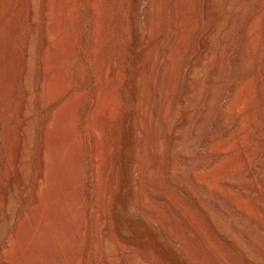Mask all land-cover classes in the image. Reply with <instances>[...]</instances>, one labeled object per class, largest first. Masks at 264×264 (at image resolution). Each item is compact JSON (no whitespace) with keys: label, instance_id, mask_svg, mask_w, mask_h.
<instances>
[{"label":"rangeland","instance_id":"obj_1","mask_svg":"<svg viewBox=\"0 0 264 264\" xmlns=\"http://www.w3.org/2000/svg\"><path fill=\"white\" fill-rule=\"evenodd\" d=\"M7 1L9 2V0H2V4L0 1V7L5 8V6L7 5ZM58 1L59 2L56 3V0H38L37 3L36 0V4L34 7V13H35L34 15L35 20L33 21L34 27H32L33 31L30 30V23L26 16L27 15L26 10L23 12L21 19L19 21L16 20V11L19 6L20 0H13L10 11V13L12 12V14H8V11L3 12V14L5 15H3V19L0 20V86L1 83L5 85L4 83H6L5 81L8 78L7 80L8 82L6 84L8 86V90L6 95H4L5 92L3 93L1 91L2 90L1 88L3 86L0 87V187L4 183H6L5 184L6 189L8 190V192L14 194L16 198V202H17L16 212H20L21 210H23L21 219L19 220V224L17 225L18 227L16 232L13 235H11L9 238H7V240L9 239L7 241L9 247L7 248V250H5V252L3 251L1 254V258L3 259V261L7 263L9 262L8 264H84L82 259L89 239V230H88L89 220L87 219L85 213V209L87 207V200L85 199V193H84V181L90 177L89 175V169L91 165L90 152L93 148V143L86 138H89L88 134L90 133L91 127L92 128L95 127V129L97 130L99 143H100V148L97 154L99 182L93 181L91 189L93 191L95 198L96 197L100 198L103 195L104 196L103 198L105 199L104 202L98 204V209H99L98 215L99 218L103 221V223H105L104 225L106 227H110V224L113 221L110 218H108L109 205L110 203L113 202L117 204L116 207L117 209L114 213L115 219L118 224V228H116L117 237L119 241L120 240L131 241L136 245V249H137L136 252L138 253L139 258L140 259L142 258L141 260H139V264H191L190 263L191 261L188 260L190 259L188 258L189 257L188 255H192V256L194 255L195 257H198L202 261V262L200 261L201 264H216V263L218 264L213 253L211 251H207L203 247L204 244L202 242L203 240L201 239L202 235L204 236V238H206L204 240L207 239L209 240V242L208 240L207 242L211 246H213L212 247L214 249L213 251L215 252L217 251L216 253L218 255H221L220 257H223L222 259L224 260V262H226V264L227 263L248 264L245 256L243 257L244 255L243 251H241L243 253L242 254L240 250L238 251L237 249L231 247L230 245H226L227 243L219 240L217 236L213 233V230L209 226L210 224L208 222L209 215H211L212 217L218 220H221L226 227L228 226L227 228L232 226L235 227V228H229V232L230 233L233 232L231 233V235H233L237 241L241 242V243L239 242L240 245L242 246L244 245L243 246L244 251H246L247 253L249 252L248 254L250 255L252 254L251 257L252 259H254L253 261L255 264H264V248H263L264 230L262 231L260 229V225L264 226V188L259 186L258 193L254 197L248 196L247 195L248 193L247 194L243 193L242 192L243 190H241V189H247L249 184H251L252 182L247 178L246 180L244 177V173L247 169L248 162L250 160H254L260 154V152L264 150L263 140H262L263 142L262 141L255 142L251 140V136H252L251 134H253L255 129L260 128L264 122V119L261 118L259 119L258 117L260 113L259 111L261 110L262 106H264V100L260 104L256 102L257 93H258L257 85L260 77L259 75L260 70L258 69L262 61H264V4H261L260 3L261 1L257 3L256 0L255 1L237 0V5L236 4L234 5L235 7L239 6V4L247 5L249 7L246 8V6H244L246 8V9L243 8L245 10V13L243 12L244 15L240 16L239 21H237L234 24V31L231 33V35L228 37L225 43V47L223 51L224 53L219 54L222 55L219 56L220 58L219 60H221L219 61V63H221L220 66H222L221 69H226V68L228 69V67L230 68V64H229L230 62L227 57L228 54L226 53L229 52L228 47H230L231 45L232 47L230 48L235 50L234 48L238 44L237 40H239V37L235 38V36H238L236 35V32L237 29L239 28V25H241L244 22V20H246L245 18L249 14L253 13L254 11L255 12L257 11V17L259 15V18H257L258 20L256 25H258V28L255 25L256 31L254 30L252 33V37H253L252 40L253 42H255V44L253 43L254 44L253 46L255 47H253L251 52L253 50L254 52L250 53V56H248L247 53H243V55L241 53V56L239 57V61L236 65L237 72L239 73L241 71L239 75L241 77H245L244 83L247 81V83L244 84L247 87L246 86L242 87L243 90H241V96H240L241 99L240 98L232 99L230 97H227L228 88L231 83L230 77L226 76L223 78L221 77L222 74L218 75L219 73L217 74V72H215L213 73V76L214 77L220 76L222 81L220 79L218 80L219 82H215V83L212 82L206 83L204 81L206 76L210 75V72H208L207 67L210 63H212L215 60L217 50L220 45V41H218L219 40V35L217 30L219 29L218 26L221 25L222 21L231 20V16L234 13V6L229 9L226 8L227 5L225 4L229 0L228 1L216 0L217 12L213 15L212 19H209V21H203L202 19L203 18L202 15L204 11V8H202L203 0H192V1L189 0L190 1L189 6L187 7L185 5V1L187 0H175V1L172 0L171 2L169 0H164L163 2L166 4V8L164 9V12L162 14V21L160 24V29L158 31V36L154 41H152V43H150L149 50L145 54L144 59L140 63L135 62L136 61L134 56L135 54L133 51H130L131 50L129 46L130 41L129 40L125 42L120 41L118 36H116L115 30L111 25V21H107L104 28L103 39L101 40L103 42L102 43L103 50L107 52L111 58H116L121 48H124L125 50H129V52H127L128 53L127 57L125 58L126 60L123 64L125 81L123 82L122 85L115 88L116 92H114L115 89H113L114 91H111V94L110 93L103 94L101 98L102 101L100 100L95 111L91 113L89 117V121L86 124V128H85L84 126L81 125L82 115L86 110V108L88 107V105L91 103L92 99L94 98V95L97 91V87L100 84V82L96 79L94 65L92 64L93 60L88 58L87 55L88 50L85 45L88 38V31L90 28L89 27L90 24L87 18L86 5L84 3L85 0H70L71 2L70 1L66 2L67 0L66 1L64 0L62 2H60V0ZM245 2H248L249 4H246ZM57 4L61 6H58ZM28 6H30L29 2L26 4L27 8ZM70 7L75 8V10H72V8ZM68 9L72 11H69ZM57 12L58 13L61 12V13L58 14ZM72 12L74 13L72 14ZM67 14L69 15L71 14L72 16L71 19L73 20H71L70 16H68ZM104 14L105 16H107L108 12L106 11ZM65 15L67 17H65ZM43 18L45 19L43 20ZM124 18L126 19V21L128 20L127 22H130L131 20L133 21L132 14L129 12L126 14ZM51 19H53V21L55 22L57 21L56 23L58 26L60 25L59 28L61 33H59L58 36L53 38L51 42L52 47H50L51 49H49V51L47 52L48 55H45V60L46 59L53 60L52 56H54V51L52 50V48L58 43L61 44L62 39L66 41L69 34L71 35L73 33L72 34L73 40L74 42L77 41L79 47L78 58L80 59L82 58L83 63L85 65V67L82 70L89 71V73L92 76L89 84L84 89L80 88L81 81L84 80L85 78L84 73L82 71H80V76L78 77H73L71 74L69 75L68 73L64 78L63 77L60 78L57 70H53L51 73L52 75L49 74L48 77H46L44 83L45 86L43 93L44 95L43 98L45 97L44 100L49 98L48 94L50 93H52L50 95L51 98L55 90L59 92L60 89L62 90L67 87H70L74 95L77 96L75 102H72L73 104H70L71 102L68 103L71 105L70 109L72 110H70L71 111L70 118L67 126L69 134L71 135L70 149L71 152L73 151V153H71L73 156L71 154L70 155L73 158H75L74 156L76 154L77 157L75 158L77 161L76 172L72 171L73 170L72 169L73 164H71V162H73L71 161L72 158L71 160L69 159V161L66 162L64 160L65 159L64 155L62 154L60 156V153L58 151L59 149L54 148L56 147V144L54 143L53 146V142H55L54 134L51 132L53 131V129L51 131L50 129L47 130V132L49 131L51 133L48 132L49 133V135L47 133L48 137L45 136V138L47 137L45 139L46 142H43V140H41L40 137L41 135L40 131L42 129L41 127L42 121L44 120L46 115L50 113L51 108L49 106L44 107L41 110L36 108L37 93L35 91L34 86L39 75L38 60H40L41 57L40 54L38 53H40V49H41L40 46L42 45L43 38L45 35L44 32L46 31L44 25L47 20H51ZM66 19L70 20L71 23H69L70 21H67ZM174 22L176 24L173 27L172 25ZM126 28L127 30H129L128 24ZM209 28H213L214 34L212 35L213 37H211L210 42L208 44L209 52H207L205 57H203L204 59L203 58L200 59L196 64V68L194 72L195 76H193L192 79L195 80L197 78L199 80L198 81L197 79L195 80L196 85L192 84L194 86V92H195L194 102L189 106V109L187 111V117H188L187 125L181 131L178 145L175 146V148L177 149L174 151L177 152L178 156L176 152L173 151L175 153V154L173 153V156L175 155V157L177 156L178 158L177 159L178 161L177 160L175 161H177L178 163L176 164V166L179 169L180 184L185 193L178 192L176 189H174L173 186L169 184V188L170 186L171 188L170 189L168 188V193H166V195L172 197L171 199L174 203L173 205H175L177 211H173V209L165 201L159 203H154L152 201H149L151 199L146 195L147 197L145 196L146 197L145 199L149 201L147 203L151 206L152 210L156 214L155 219L149 220V218L143 215L144 213L140 205L138 204L139 197L137 196L138 193L140 194V190H141V181L143 176L140 174H142L141 170L144 162L140 159L141 158L140 152L138 153L139 150L137 149L138 146L136 144L137 139L134 138H136V136H138L140 133L138 132L136 136L134 135L133 140L131 139L129 141L126 149L124 150L125 153L123 152V150L121 151V147L123 143L122 136H124L125 134L124 132L125 129L123 124L125 122L126 119L125 117L127 113L131 112L130 114L134 116L133 119L135 118L134 119L135 121L133 120V123L135 122L134 124L137 123L139 125V121L137 122L138 118L136 117L137 107L135 106H131L132 108L130 107L134 95H139L138 88L134 87L135 86L134 78L136 77L138 72L140 73V75L142 74V76L148 75L151 71L152 65L155 60L153 58L154 57L157 58V56L159 57L160 55V46L161 44L165 43L164 40L168 41L177 32L181 34L182 37L180 39L175 54L169 56V58L166 57L165 59L167 60L166 61L167 63L165 62L167 64L166 68L167 69L171 68L173 70L175 69L174 72L176 73L177 81L175 83L173 92L171 94V98L167 100L170 103H166L167 104L166 106L164 105L165 109L161 115V117H163V114L167 112L166 113L167 115L164 114L166 115L164 116L166 119L164 118L162 119L160 117L162 119L160 120L163 122L165 120L167 122L171 114L173 115L175 113L176 116L179 115L178 113L180 112L176 113L178 111L177 108H179V110L183 108V100L181 98V95L183 89H185V87L187 86V80L184 75V72L187 69L190 60L192 58L194 59L195 57H197L199 40L204 34V32ZM32 34H33V36H31L32 37L31 41L33 45L32 52H34V55L32 53L33 61H31L30 64L32 65H30L29 67L31 80H32V84L29 87L32 93L30 95V103H29L30 105L28 107V114H29L28 117L31 120L30 121L28 119V124L29 126H31L30 131L28 133L29 138H27L28 140L27 144L29 146L26 144L25 152L26 151L27 152L26 153L24 152L25 155L23 154L22 156L23 162L21 163V165L15 167L14 164L16 158L15 148L19 138L18 116H19V110H20L21 98H22V87L24 86L23 83L21 86L17 84L16 76L23 70V67L25 66L26 63L25 47L27 46V43L25 41H27L26 39ZM235 41L237 42H236V46L234 47ZM20 47L21 48L23 47V49H21ZM158 49L159 52H157L158 53L157 55L155 51H158ZM211 55H213L214 57ZM17 58L19 59L21 58L22 60L21 59L17 60ZM18 61H20L19 66H18ZM50 63H52V61H50ZM4 77H6V79H4ZM1 78L4 79L5 81L2 80ZM60 85L62 88L60 87ZM7 86L5 87V90L7 89ZM57 87H59L58 88L59 90L57 89ZM211 91L214 94V97H212V99H210L207 102L206 94ZM148 96H150L148 97V102L151 103V104L149 103L150 106L153 109H157L158 106L155 103L157 102L156 95L154 93H149ZM178 101H180L181 103ZM205 101L207 102V104ZM173 102L179 103V105H181L182 107L178 105L176 111L175 108L173 107L174 106ZM106 103L109 105H107ZM203 104L205 106L207 105L206 107L210 112L209 115L211 116V120H214L215 117H217V115H221V116L223 115L222 116L223 121L220 124L217 133L213 135V138L210 141L211 144H209L206 147H204L202 141L205 140L207 136L212 135L213 133L206 132L205 128L201 129V133L199 134V138H198L199 141L197 140L198 145L196 144L197 146L194 147L193 149L192 125L195 119L199 116V114L202 113L203 111L202 109L205 108ZM232 107H235V109L240 111L238 121H235L232 117V112H231ZM171 110H173L174 113ZM107 111L109 116L107 115L105 118L104 113ZM252 119H253V123H252ZM161 121H159V123ZM163 122H161V125L160 124L159 125L160 126L163 125L166 127L167 123L166 122L163 123ZM250 123L251 125H249ZM237 125L240 127V131L238 133L237 132L234 133L233 131L235 130V127ZM163 126L162 128L165 129ZM52 127L53 126L49 128ZM224 131L228 132L229 136L225 135ZM143 133L141 132L140 137H142L143 139L145 137L144 140L147 146L146 149L148 150L149 134L146 133L143 134ZM51 136H53V138H51ZM159 141L160 143L158 142L159 144L157 143L156 146L157 149L155 148L156 154H158V157H160V161H161L159 165L161 171L160 169L159 171L160 173L162 172L161 175H164L163 178L167 180L168 172H165L167 171V169H165L166 168L165 165L167 164V161H169L170 159V153H169L170 151L168 150L169 145L167 144L168 139L167 137L164 138L162 137V140L160 139ZM241 141L242 143L245 142V144H243L244 146L232 150L224 158H218L219 160L217 161V154L215 153L220 152L221 149H224V151H226L229 146H232L234 143L235 144L241 143ZM42 143L44 144L46 143L45 156L47 158L45 157L46 166H44L45 168L43 167L44 171L46 172L43 171L39 158L40 146ZM74 150L76 151L74 152ZM78 159H80V161ZM122 159H124V162H126L125 167L128 169L127 170L124 167L126 173L123 169H122L123 171L121 170V168L123 167V165L120 163ZM211 159H215V164L213 166V169L212 168L206 169L204 168V165L202 168V164H204L207 160H211ZM151 160H153V157L151 155H148L146 161L149 162ZM193 161H198V163L201 164L199 165L200 168H198L199 167L198 166L195 169L193 168L192 170H189L190 168L189 165ZM53 163L56 164L53 165ZM60 167L61 169H59ZM5 170H9L10 177L13 176V178L5 180L4 177ZM38 172L40 173L44 172L45 177L43 173V177L37 180V178L39 177L38 175L40 174ZM74 174H76L78 180L75 183H73L72 188L76 190L78 188L80 201H78L77 205L72 210L71 208H69L68 203L66 202V194H67L66 192H68L69 189L63 187V185L66 178L71 177V175ZM37 182H38V186L40 187L38 189L39 191L35 189L37 187L36 186ZM121 182L123 184L126 183L124 185L125 187L123 188V191L117 193L116 188L119 186L121 187L122 184ZM230 183L234 184L239 189L237 190L233 188L232 184ZM113 184H116V186ZM127 185L129 186L128 188L126 187ZM229 185L231 188H229ZM55 191L57 192V194ZM244 192H246V190ZM35 193H37L38 196L37 199H35V195H34ZM44 193L47 195H45ZM63 196L65 197V200H63L64 199ZM202 196L210 197V199L216 201L218 200L220 204L224 206V207L222 206V208H224L225 211L229 213L228 217L223 216L221 213H218V211L215 212L214 210H212L210 203L208 202L205 203L206 201H203L204 198ZM0 197H1L0 200H2L1 195ZM62 200L64 202V205H62L63 204ZM40 201L43 203H41ZM238 201H241L242 203ZM120 202L128 203V205L130 204L129 205L130 208L129 207L126 208L124 206L122 207V204ZM240 204L242 207L240 206ZM44 210L46 211L44 212ZM217 213L219 216L217 215ZM4 214L5 211L1 210V215ZM49 215H51L52 217ZM221 215L223 216L224 220L223 218H220L222 217ZM225 218L226 219L228 218V221L225 220ZM227 223L229 225H227ZM233 223L237 224L236 225L237 227ZM67 225L68 226L70 225L69 228H67L68 227ZM27 228L29 232L27 231ZM236 228L238 230H236ZM230 229L232 230L234 229V230L231 231ZM66 231L69 232L67 233ZM73 231L76 233H74ZM99 235L97 237L99 239H97V243H96V249L98 251L102 250L101 246L103 244L102 236ZM175 237L183 242L184 249H182L180 246L174 245L173 239ZM247 238H249L250 240ZM10 242H12V244ZM122 248L123 246L121 247V245H117L116 258L124 257L126 251L124 248L123 249ZM12 249L14 251H12ZM184 250L187 254L184 252ZM190 251L191 253H189ZM144 258L148 259V261H146Z\"/></svg>","mask_w":264,"mask_h":264},{"label":"bare ground","instance_id":"obj_2","mask_svg":"<svg viewBox=\"0 0 264 264\" xmlns=\"http://www.w3.org/2000/svg\"><path fill=\"white\" fill-rule=\"evenodd\" d=\"M0 1H1V4H2V0H0ZM12 1L13 0H9V2L7 1V5L5 6V8L4 7L3 8L0 7L1 8L0 9V11H1L0 20L3 19V15H5V14H3V12H7L8 11V14H12V12L10 13L11 7H12ZM62 1H64V0H60V2H62ZM68 1H70V0H67L66 2H68ZM163 1L164 0H85L84 1L85 5H86V10H87L88 22L90 24V26H89L90 28H89V31H88V38H87V41H86L85 45H86V48L88 50L87 51L88 58L93 60L92 64L94 65L96 79L100 82L99 86L97 87V91H96V93L94 95V98L92 99L91 103L88 105L86 110L84 111V113L82 115V118H81V125L84 126L85 128H86V124L89 121V117H90L91 113H93V111H95V109L98 106L100 100L102 101L101 98H102L103 94L104 93H110L111 94V91H114L113 89H115L116 87H119L125 81L123 64H124V62L126 60L125 58L127 57V54H128L127 52H129V50H125L124 48H121L120 51H119V54H118V56L116 58H111L109 56V54L103 50V47H102V43L103 42L101 40L103 39V33H104L105 24L107 23V21H111V25H112L113 29L115 30L116 36H118L119 40L123 41V42H125L127 40L130 41V45H129L130 49H131L130 51H133L134 54H135L134 55L135 59H136L135 62L140 63L144 59L145 54L148 52L150 43H152V41H154L157 38V36H158V31L160 29V24H161V21H162V14L164 12V9L166 8V4ZM169 1L171 2L172 0H169ZM253 1H255V0H253ZM256 1H257V3L259 1H261L260 3L264 4V0H256ZM28 2H29L30 6H28V8H27L26 4ZM57 2H59V1L56 0V3ZM170 2H168V3H170ZM189 2H190L189 0L185 1L186 7L189 6ZM37 3H38V0H37ZM173 3H175V2H173ZM216 3H217L216 0H203V2H202V4H203L202 8H204V11L202 10L203 11V15H202L203 16V18H202L203 21H209V19H212L213 15L217 12L216 11L217 10L216 9ZM245 3L249 4L248 2H245ZM260 3H259V5H260ZM35 4H36V0H20L19 6H18L17 11H16V20L19 21L21 19L22 15H23V12L26 10V14H27L26 16H27V18L29 20V23H30V30H32V27H34L33 26V21L35 20L34 19V17H35L34 16L35 15V13H34ZM235 4L237 5V0H234V1L229 0L225 5H227L226 8L229 9V8H232ZM72 5H75V4H72ZM58 6H61V5H58ZM68 6H69V4H68ZM244 6H246V8L249 7V6L243 5V4H241V5L239 4V6H236V7L234 6V13L231 16V20L227 19L228 21H222L221 25L218 26L219 27V29H217L218 30V35H219V40L218 41H220V45H219V48L217 50V54H216L215 60L212 63H210L211 65L209 64L208 67H207L208 68L207 70H208V72H210V75L207 74L208 76H206V78L204 77L205 78L204 81L206 83H211V82L215 83V82H219L218 81L219 79L221 80L220 76H217V77L213 76V73H215V72H217V74L219 73L218 75L222 74L221 77H223V78L226 77V76L230 77L231 78V83H230L229 88H228L227 97H230L232 99L233 98H235V99L236 98L237 99L240 98L241 90H243L242 87H245L246 85H244V84L247 83V81L244 83L245 77H241L239 75V73L241 71L239 73L237 72L236 65H237V63L239 61V57L241 56V53H242V55H243V53H247V55L250 56V53L254 52V50L251 52L253 47H255V46H253L255 44V42H253V40H252L253 39L252 33L255 30L256 26L258 28V25H256L257 20H258L257 18H259V15L257 17V11L256 12L254 11L253 13L249 14L245 18L246 20H244V22L241 25H239V28L237 27L239 29V32H238V29H237V32L239 34L236 32V35H238V36H235V38L239 37V40H237L238 41L237 46H236V42L237 41H235V43H234L235 44L234 47L236 46L237 48L235 47L234 48L235 50H233L232 48H230V47H232L230 45V47H228L229 48V52H226L228 54L227 57H228V60L230 62L229 63L230 64V68L228 67V69L227 68L226 69H221L222 66H220L221 63H219V61H221V60H219L220 59L219 56H222V55H219V54L224 53L223 51H224L225 43H226L228 37L234 31V24L237 21H239L240 16L244 15L243 12L245 13L244 9H246ZM223 7H225V6H223ZM70 8H72V7H70ZM68 10L72 11V10H75V8H72V10H70V9H68ZM106 11L108 12L107 16H105V14H104ZM247 11H248V9H247ZM68 12H66V13H68ZM128 12L132 14L133 21L131 20L130 22H127L128 20L126 21V19L124 18ZM59 13H61V12H59ZM73 13L74 12H72V14ZM228 13H230V12H228ZM67 15L70 16V19H71V17H72L71 14L70 15L67 14ZM65 17H67V16L65 15ZM224 18H226V17H224ZM44 19L45 18H43V20ZM71 20H73V19H71ZM222 20H223V18H222ZM224 20H226V19H224ZM63 21H64V19H63ZM67 21H70V20H67ZM56 22L53 21V19H51V20H47L45 22V25H44L46 31L44 32L45 35H44V38H43L42 45L40 46L41 47L40 53H38V54H40V57H41V59L38 60L39 61V65H38L39 66V73H38L39 75H38V78H37L35 86H34L35 91L37 93V95H36L37 96L36 108L40 109V110L42 108L48 107V106L51 108L50 113L47 114L46 117L44 118V120L42 121V126H41L42 129L40 131L41 132V135H40L41 140H43V142H46L45 139L48 137L49 133L52 132L54 134V139H55V142H53V146H54V143L56 144V147H54V148L55 149H57V148L59 149L58 151L60 153V156L63 154L64 158H65L64 160L66 162L69 161V159L71 160V158H72V160H71V161H73V162H71V164H73V168H72L73 170L72 171L76 172V170H77V161H76L75 158H77V157H76V154H75V156H74L75 158H73L72 157L73 155L71 154V153H73V151L71 152V149H70V146H71V138H70V136L71 135L69 134L67 126H68V121H69V118H70V112H71L70 110H72V109H70V106H71L70 104H73L72 102H75V100L77 99L76 98L77 96L74 95V93L70 89V87L62 89L63 91L61 89L59 90L58 89L59 87H57L59 92H57L55 90L56 93L55 92H54L55 94L53 93V95H52L53 97L51 96V98H50V95L52 94V93H50V94H48V97L50 99L47 98L48 100L47 99L44 100V98H45V97L43 98V96H44L43 95L44 87H45L44 83H45L46 77H48L49 74L52 75L51 73H52L53 70H57L58 75L60 76V78L61 77L64 78L66 76V74H68V73H69V75L71 74L73 77H78V76H80V71H82L84 73L85 78H84V80L81 81L80 88L84 89L89 84L92 76L89 73V71H86V70L83 71L82 70L85 67V65L83 63L82 58L81 59L78 58L79 47H78L77 41H75L76 42L75 43L74 40H73V36H72L73 33L71 35L68 33L69 36L66 39V41H64L62 38H59V39H62V41H61L62 43L61 44L60 43L56 44L57 46L54 44L56 47L54 46L52 48V50L54 51V56H52L53 60H49V59L47 60L46 59L49 62H47L45 60V55H48L47 52L49 51V49H51L50 47H52L51 46V42H52L53 38L58 36L59 33H61L60 32V28H59L60 25L58 26ZM69 23H71V21ZM127 24H128L129 30H127V28H126ZM175 24L176 23L174 22L172 26L174 27ZM236 26H237V24H236ZM181 32H183V31H181ZM213 32H214L213 28L207 29L204 32V34L202 35V37L200 38V40H199V43H198L199 47L197 49V57H195L194 59L192 58L190 60L189 65H188L187 69L184 72V75H185L186 80H187V86L185 87V89H183L182 95H181V98L183 100V108H181V110H179V108H177L179 103H177V102L174 103L173 102L174 103L173 107L175 108V110L177 111V109H178V111L176 113H178V112H180V113H178L179 115L176 116L174 111L171 110L174 114L172 115L171 113H169L171 115H170L168 121L166 122L164 120V122L167 123L166 127L162 125L165 129H163L162 126H160V125H161V122H163L161 120L163 118L166 119L164 116L167 115L166 114L167 112L164 113L166 115L163 114V117H161V115H162V112H164V109H165L164 107L167 105L166 103H170L167 100H169L171 98V94L173 92L175 83L177 81V76H176V73L174 72L175 69L173 70L170 67H169L170 69H167L166 68V66H167V64H166L167 62L166 61L167 60H165V59H166V57L169 58V56L175 54L176 49H177V47L179 45V42H180V39H181L182 35L179 34L178 32L177 33L175 32L176 34H174L171 37V39L168 38L169 39L168 41L164 40L165 43L161 44V46H160V55H159V57L157 56L158 55L157 52H159V49H158V51H155L157 53V55H156L157 58H155V57L153 58L155 60H154V63L152 65L150 73L148 75H143L142 76V74L140 75V73L138 72L136 77L134 78L135 79L134 80L135 86L134 85L133 86L138 88V91H139L138 94L139 95H134V97H133V99L131 101L132 105L130 104V107L131 106L137 107L136 108L137 109V113H136L137 116L136 117L138 118L137 122L139 121V125L137 123L134 124L135 122L133 123V120L135 118L133 119L134 116H132V114H130L131 112L127 113V115L125 117L126 118L125 122L123 124L124 129H125V131H124L125 134H124V136H122L123 143H122V147L121 146L120 147H121V151L123 150V152H124V150L126 149L129 141L131 139L133 140L134 135L136 136V134H138V132L140 134H141V132L142 133L144 132L143 134H145V133L149 134V142H148L149 144L148 143L147 144L149 145V147H148L149 149L148 150H149L150 153L146 149L147 146H146L145 140H144L145 137L143 139L142 137H140V134H139L138 136H136V138H134V139H137L136 144H137L138 147L137 146L136 147L139 150L138 153L140 152V157H141L140 159L144 162V164L142 166V170H141L142 174H140V175L143 176V178L141 177L142 178L141 190H140V194L139 193H138L139 195L137 194V196L139 197L138 204L140 205V207H141V209H142V211L144 213L143 215L146 216L147 218H149V220H153L156 217L155 212L152 210L151 206L147 203L149 201H152L154 203H159V202L165 201L173 209V211H177L175 205H173L174 203H173V201L171 199L172 197L166 195V193H168L169 184L171 186H173L174 189H176L178 192L185 193L183 188H182V186H181V184H180L179 169L176 166V164H178L177 163L178 154L174 150L177 149V148H175V146L178 145L181 131L187 125V122H188L187 111L189 109V106L194 102V96H195L194 94H195V92H194V86L192 84L196 85V81L195 80L197 78L195 80H193L192 78H193V76H195L194 72H195L196 64L198 63V61L200 59L205 57L207 52H209L208 44L210 42L211 37H213L212 36L214 34ZM74 34H76V33H74ZM31 36H33V34L30 35L26 39L27 41H25L27 43V46L25 47L26 50L24 49L25 52H26V55H25L26 56L25 66L23 67V70L16 76L17 84L21 86L22 83H23L25 87L24 86L22 87V98H21V105H20L19 116H18V133H19L18 137L19 138H18V141L16 143V148H15L16 149V158H15V161H14L15 167H18V165H21V163L23 162L22 161V159H23L22 156H23V154L25 152V147H26V144H27V141H28L27 138H29L28 133H29L30 127H31L28 124V119H29V117H28V115H29L28 114V107L30 105L29 104L30 103V95L32 93V91L29 89V87L32 84L29 67H30V65H32V64H30L31 61H33L32 53L34 55V52H32L33 45H32V41H31V38H32ZM253 36H254V34H253ZM182 41H183V39H182ZM55 43H57V42H55ZM256 44H257V42H256ZM21 49H23V47ZM211 56H213V55H211ZM20 59L17 58V60H20ZM50 61H52V63H50ZM19 63H20V61H18V66H19ZM47 63H50V64H47ZM258 70H260V73H259L260 77H259L258 85H257L258 86V93H257V101L256 102H258L260 104L264 100V61H262V63L259 65V69ZM4 79H6V77H4ZM4 79H2V80H4ZM7 80H8V78L6 79V81L4 80L6 83L3 82L5 85L8 82ZM50 80H52V79H50ZM198 80L199 79H197V81ZM5 85H3L1 83V86H0V87L3 86L1 88L2 89L1 91L3 93L5 92L4 95H6L7 90H8V86L7 85H6L7 89L5 90V87H6ZM60 87H61V85H60ZM114 92H116V89H115ZM114 92H112V93H114ZM149 93H154L156 95L157 102H155V103L158 106V107L156 106L157 109H153L150 106L151 103L148 102V97H150V96H148ZM212 97H214V94L212 93V91L208 92L206 94L207 102L210 99H212ZM152 99H154V98H152ZM31 100H32V97H31ZM171 100H173V99H171ZM224 101H226V100H224ZM239 101H241V100H239ZM69 102H71V103L68 104ZM178 102H180V101H178ZM207 102H206V104H207ZM107 105H109V104H107ZM111 105H113V104H111ZM127 105H128V103H127ZM179 106H181V105H179ZM206 106H205L204 109H202L203 110L202 113L199 114V116L195 119V121H194V123L192 125L193 149H194V147H196L198 145L197 143L199 141L198 138H199V134L201 133V129L205 128L206 132L213 133L212 135L207 136L206 139L202 141V144L204 145V147H206L209 144H211L210 141L212 140L213 135L215 133H217L218 128H219L220 124L223 121V118H222L223 115L222 116L221 115H217V117H215L214 120H211V116L209 115L210 112H209V110H208V108ZM231 106H233V105H231ZM173 107H172V109H173ZM154 108H155V106H154ZM30 110H31V108H30ZM231 110H232L231 112H232L233 119L235 121H238L239 114H240L239 112L240 111L235 109V107H232ZM108 111L104 113L105 118H106L107 115L109 116ZM128 111H130V110H128ZM31 112H32V110H31ZM259 112H260L259 116H258L259 119L260 118L264 119V106H262V108H261V110ZM169 114H168V116H169ZM159 121H161V122L159 123ZM252 123H253V119H252ZM31 125H33V124H31ZM249 125H251V123ZM51 126H53V127L49 128ZM49 129H50V131L53 129V131H51V132L48 131L49 132L48 133L47 130H49ZM239 131H240V127L237 125L233 132L234 133L235 132L238 133ZM47 133H48V135H47ZM224 134L229 136V133L226 132V131H224ZM27 135H28V137H27ZM88 135H89V138H86V139H88L90 142L93 143V148H92V150L90 152L91 153L90 154L91 165H90V169H89L90 177L84 181V193H85V199L87 200V207L85 209V213H86L87 219L89 220V225H88L89 226V228H88V230H89V239H88V243L86 245V249H85V252L83 254V259L82 260H83L84 264H139V260H141L142 258L140 259L138 253L136 252V250H137L136 249V245L133 242H131V241H121V240L119 241V239L117 237L116 228H118V224H117V221H116L115 216H114V213H115V211L117 209L116 208L117 204L115 202H113V203H110V205H109V213H108L109 217L108 218H110L113 221L110 224V227H106L104 225L105 223H103V221L99 218V215H98V210H99L98 209V204L104 202L105 199L103 198L104 197L103 195L100 198H97V197L95 198L91 187H92L93 181H95V182L98 181V160H97L98 158H97V154H98V151H99V148H100V143H99V137H98V134H97V130L95 129V127H93V128L91 127L90 133ZM251 135H252L251 136V140L252 141H255V142H257V141L260 142L262 140L264 141V122H263V125L260 128L255 129V131ZM45 136H47V137L45 138ZM145 136H147V135H145ZM31 137H32V135H31ZM162 137L163 138L167 137V139H168V143L167 144L169 145L168 150L170 151V152L168 151L170 153V159H169V161H167V164L165 165L166 166L165 169H167V171H165V172H168V179L167 180L163 178L164 175H161L162 172L160 173L161 169L159 168L160 167L159 165H160L161 161H160V157H158V154H156V150H155V148L157 149V147H156L157 143L158 142L160 143L159 140L160 139L162 140ZM51 138H53V136H51ZM52 141H54V140H52ZM45 144L42 143L41 146H40V157L39 158H40V162H41L40 164L42 166V169H43L44 166H46L45 165L46 164L45 163L46 162L45 161V157H46L45 156V151H46L45 150V148H46ZM243 144H245V142L242 143V141H241V143H238V144L234 143L232 146H229L226 151H224V149H221L223 151L220 150V152L217 151L218 153H215V154H217V161L219 160L218 158H224L232 150L237 149V148H239L241 146H244ZM47 146H48V144H47ZM73 149H75V148H73ZM75 151L76 150H74V152ZM173 151L176 152V154H177L176 157H175V155L173 156V153H174ZM148 155H151L153 157V160H151L149 162L146 161V158L148 157ZM69 156H70V158H69ZM78 160L80 161V159H78ZM175 160H177V161H175ZM120 163L123 165L121 170L123 169L125 171V173H126V170L124 169V167L126 166V164H125L126 162H124V159H122V161ZM54 164H56V163H53V165ZM214 164H215V159L207 160L204 164H202V168H203V165H204V168H206V169H210V168L213 169ZM199 165H201V164L198 163V161H193L189 165V167H190L189 170H192L193 168L195 169ZM161 166H163V165H161ZM79 167H81V166H79ZM198 168H200V166ZM59 169H61V167ZM159 169H160V171H159ZM43 171H44V169H43ZM44 172H46V171H44ZM38 173H40V172H38ZM43 173L41 172L38 175L39 177L37 178V180L41 179L43 177ZM63 174H64V172H63ZM115 174H117V173H115ZM4 177H5V180L13 178V176L10 177L9 170H5L4 171ZM44 177H45V173H44ZM244 177H245V179L247 178L248 180L252 181L251 184L248 183L249 186H248L247 189H241V190H243L242 191L243 193H246V194L248 193L247 194L248 196H251V197L256 196V194L258 193L259 186L264 188V150L261 151L260 154L254 160H250L248 162L247 169H246V171L244 173ZM22 179H23V177H22ZM77 180H78V177L76 176V174L71 175V177H67L66 178V180L64 182V185H63V187H66V188L69 189V191L66 192L67 193L66 194V202L68 203L69 208H71L72 210L77 205L78 201H80L78 188H77V190L72 188L73 183H75ZM248 182H250V181H248ZM5 184L6 183H4L0 187V192H1L0 195L2 196V200H0V202H1L0 203V264H8L9 263V262L7 263V262L3 261V259L1 258V254H2L3 251L5 252V250H7V248L9 247L8 246L9 244L7 242L9 239L7 240V238H9L11 235H13L16 232L17 227H18L17 225L19 224V220L21 219V216H22V213H23V210H21L20 212H16V203H17L16 202V198H15L14 194L8 192V190L6 189V185ZM23 184H25V183H23ZM36 184H37L36 185L37 187L35 189L37 191H39L38 189L40 187L38 186V182ZM122 184H121V187L118 185L119 187L116 188L117 193H120L121 191H123V188L125 187L124 185L126 183L123 184V185ZM230 184H232V183H230ZM113 185L116 186V184H113ZM115 186H114V188H115ZM171 186H170V188H171ZM14 187H16V186H14ZM126 187L128 188L129 186L127 185ZM232 187L237 189V190L239 189L234 184H232ZM229 188H231L230 185H229ZM54 189H55V187H54ZM245 190H246V192H244ZM208 191H209V189H208ZM98 193H100V192H98ZM203 193H202V195H203ZM206 193H208V192H206ZM56 194H57V192H56ZM34 195H35V199H37L38 198L37 193H35ZM45 195H47V194H45ZM146 195L151 200L148 201L147 199H145L147 197ZM203 198H204L203 201H206L205 203H207V202L210 203L212 210H214L215 212L218 211V213H221L223 216H227L228 217L229 213H227V211H225V209L222 208L223 205H221L218 200L216 201V200L210 199V197H206V196H204ZM63 200H65V197H64ZM63 200H62V202H63ZM198 201H197V203H198ZM238 202H241V201H238ZM41 203H43V202H41ZM120 203L122 204V207L124 206L126 208H128L129 205H130V204L128 205V203H123V202H120ZM57 204H58V202H57ZM245 204H247V203H245ZM62 205H64V202H63ZM240 206H241V204H240ZM240 206H239V208H240ZM203 207H204V205H203ZM229 208H231V207H229ZM231 209H233V208H231ZM1 210L5 211L4 215H1ZM45 211L46 210H44V212ZM255 212H257V211H255ZM218 213H217V215H218ZM65 214H66V212H65ZM247 214H249V213H247ZM259 215H260V213H259ZM49 216H51V215H49ZM206 216H208V215H206ZM223 216L220 217V218H223ZM232 216H231V218H232ZM34 217H35V215H34ZM62 217H63V215H62ZM208 217H207L208 218V222L210 224L209 226L212 228L213 233L217 236V238L219 240L227 243L226 245H230L231 247L237 249L238 251L240 250V252L243 251V253H244L243 257L245 256L247 263L248 264H255L254 261H253L254 259H252V257H251L252 254L250 255V254H248L249 252L247 253L246 251H244V248H243L244 245L243 246L240 245L241 242L237 241L235 239V237L233 235H231V233H233V232H231V233L229 232V228H235V227L232 226V227L227 228L228 226L226 227L225 224L221 220H218V219L212 217L211 215H209ZM223 220H224V218H223ZM225 220L228 221V218L227 219L225 218ZM63 223H64V221H63ZM233 224H235V223H233ZM227 225H229V224L227 223ZM236 225L237 224H235V226ZM69 226L67 228H69ZM76 229H77V227H76ZM260 229L263 231L264 230V226L260 225ZM230 230L233 231L234 229L233 230L230 229ZM236 230H238V229L236 228ZM27 231H28V228H27ZM74 233H76V232H74ZM235 233H236V231H235ZM18 235H20V234H18ZM98 235L102 236V243H103L102 246H101L102 250H100V251H98L96 249L97 239H99V238H97ZM28 236H29V234H28ZM202 236H201V239L203 240L202 241L203 244H204L203 247L207 251H211L213 253L215 259L218 262V264H226V262H224V260L222 259L223 257H220L221 255H218L216 253L217 251L216 252L213 251L214 250L212 248L213 246H211L208 243L209 240L207 239L208 240V242H207V240H204L206 238H204V236L203 237ZM247 239H249V238H247ZM10 243L12 244V242H10ZM173 243H174L175 246H180L182 249H184V244H183V242L180 239L175 237L173 239ZM117 245H121V247L123 246V248L125 249L126 253H125L124 257L116 258V247H117ZM12 251H14V250L12 249ZM184 252H185V250H184ZM189 253H191V251ZM188 256H189L188 258H190L188 260L191 261L190 262L191 264H201L202 261L198 257H195L194 255L193 256L192 255H188ZM144 259L146 261H148V259H146V258H144ZM216 260H215V262H216ZM6 261H9V260H6ZM257 261H259V260H257Z\"/></svg>","mask_w":264,"mask_h":264}]
</instances>
